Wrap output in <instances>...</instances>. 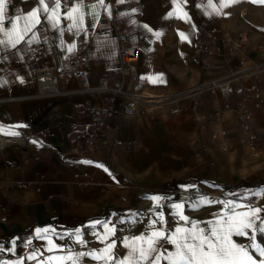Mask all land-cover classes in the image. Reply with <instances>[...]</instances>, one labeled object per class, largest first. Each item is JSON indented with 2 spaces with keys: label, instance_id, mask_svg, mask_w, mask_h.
<instances>
[{
  "label": "crops",
  "instance_id": "obj_1",
  "mask_svg": "<svg viewBox=\"0 0 264 264\" xmlns=\"http://www.w3.org/2000/svg\"><path fill=\"white\" fill-rule=\"evenodd\" d=\"M93 2L85 0L86 11ZM220 2L212 0L214 7H209L208 0H187L182 11L172 0H126L117 4L119 16L138 9L129 16H120L128 42L140 43V34L150 38L149 44H140L141 56L132 73L136 81L129 75L123 77L125 88H135L152 102L138 104L133 116L121 113V96L109 104L105 94L83 92L76 75L60 82L62 92L58 94L51 93L48 84L40 86L35 78L40 68L53 73L71 70L65 63L71 55L66 49L69 43H75L74 52H81L91 81L95 83L105 76L115 83L119 77L113 69L121 63L122 42L110 24L101 31H92L94 21L89 15L85 18L87 35L74 36L66 29L67 21H63L65 31L60 36L42 23L36 33L42 42L39 56L34 52L37 43H21L16 49L0 47V95L9 89L12 96L19 97L0 103V133L45 130L51 147L38 161L30 162L26 161L27 150L0 147V245L5 247L0 251V264H38V260L49 256L67 255L64 251H46L49 238L72 251L99 249L103 245L92 233H103L104 227L100 223L95 228L88 227L96 221L116 225L121 239L139 235L146 230L154 204L145 197L154 195L164 198L159 210L165 213L171 227H175V220L168 213L177 210L166 205L173 203L184 205L178 211L202 227L221 210L222 203L217 201L264 206V195L242 200L245 194L264 191V107L251 93L257 90L264 96V69L242 81L246 94L232 97L227 107L222 105L218 92L205 89L209 81L224 76L229 67L237 64L236 52H230L223 41L227 38L224 27L232 35L245 30L249 35L248 58L264 63V4L239 0L220 9L218 15ZM35 3L36 0H18L9 14L26 13ZM97 11L105 14L99 8ZM184 11L188 13L187 22L177 18ZM168 12L176 15L168 18ZM23 23L21 20L20 26ZM143 24L161 35L147 32ZM212 25L217 26V32L209 36L205 31ZM179 33H184L186 39ZM84 103L113 114L104 118L94 149L77 157L71 152L69 137L90 121L88 115L79 112ZM173 107L179 110L172 114ZM243 112L251 115L257 155L249 154V147L241 144L239 117ZM217 127L227 132L226 151L214 144L223 143L224 138L215 142L210 138V132ZM205 198L209 202L197 206V201ZM129 212L141 213L140 222L119 224L120 219H133ZM77 228L81 229L87 249L66 235ZM36 229L49 230L41 232L45 239L37 238ZM233 239L247 242L244 238ZM13 240L14 251H8L13 248ZM33 250L42 255L38 260L26 259ZM118 252L123 255L125 250L120 247ZM82 264L98 262L85 258Z\"/></svg>",
  "mask_w": 264,
  "mask_h": 264
},
{
  "label": "snow or ice",
  "instance_id": "obj_2",
  "mask_svg": "<svg viewBox=\"0 0 264 264\" xmlns=\"http://www.w3.org/2000/svg\"><path fill=\"white\" fill-rule=\"evenodd\" d=\"M126 0H115V3L122 5ZM239 0H221L216 14H221L220 9L227 8ZM252 3L264 4V0H251ZM173 4L181 11L187 5V0H172ZM11 0H0V47L5 49H16L21 43H27L29 46L38 43L37 30L42 23H47L50 28L63 36L65 27L62 22L67 21L66 29L74 36L81 34L87 35L88 28L85 26V18L91 16L94 23L93 28L101 23V13L97 9L103 10L108 19H111L113 13L112 5L106 0H94L87 5L85 0H36L35 6L26 13L10 15ZM199 8L200 5L196 4ZM208 6L214 7L212 0H208ZM138 11L133 8L131 12H121L120 16H129ZM176 15L175 12H168V18ZM179 19H185L187 22L188 13L183 12ZM24 23L20 26V21ZM133 24L136 21H132ZM143 28L153 33L157 37L161 35L148 24H143ZM181 38L186 39L184 33H179ZM27 38V39H26ZM64 44L63 39L60 41ZM76 48L75 43L67 45V52L72 54ZM22 82V81H21ZM15 134V133H14ZM33 143H36L33 141ZM85 163H90L85 161ZM105 172L109 170L103 165ZM110 174V173H109ZM264 195V191L245 194L242 200H247L249 196ZM154 202L153 209H150L151 216L148 219L146 230L139 235L125 236L122 239L117 237L116 225L110 221H96L88 227L95 228L97 223L104 227L103 233L92 235L103 245L99 249L85 251H72L64 245L55 244L48 239L49 247L46 251H64V256H49L46 260H38L42 255L39 250H33L26 259L38 260V264H82L85 258L98 262V264H264V206H254L241 201H217L222 203V208L214 214V219L207 222L203 227L193 220H189L179 209L184 205L173 203L166 205L177 211H170L168 215L174 217L175 227L168 224L165 213L160 211L159 202L164 199L160 196L145 197ZM205 199L198 200L197 206L202 203H208ZM195 210V208H194ZM133 217L131 220L120 219L119 224L138 223L141 213H128ZM181 221L189 227L181 225ZM48 229H36L38 239H45L41 232L47 233ZM80 248L87 249V242L82 238L83 234L80 228L66 233ZM115 237V238H113ZM233 237L244 238L246 243H238ZM64 239V236H59ZM14 251L16 241L11 242ZM31 244V240L28 241ZM171 246V248H169ZM122 247L125 252L120 255L118 248ZM0 251H5V247L0 245ZM6 264V262H3ZM19 264V261H17Z\"/></svg>",
  "mask_w": 264,
  "mask_h": 264
},
{
  "label": "built area",
  "instance_id": "obj_3",
  "mask_svg": "<svg viewBox=\"0 0 264 264\" xmlns=\"http://www.w3.org/2000/svg\"><path fill=\"white\" fill-rule=\"evenodd\" d=\"M107 3L112 5L113 16L108 19L106 14L100 15L101 23L97 27L90 29L92 31H101L104 26L110 24L115 31L116 38L119 42H122L120 47L121 63L118 67L113 69V74L119 77L115 83H110L109 79L105 76L100 77L95 83H93L89 77L87 70L84 67V62L80 51H75L65 59L66 65L71 70L63 73H53L50 69L40 68L35 71V78L40 86L45 84L49 85V91L53 94L61 93L60 82L66 81L73 75H76L81 84V90L90 94H105V100L109 104H113L117 96L124 98V102L121 106V113L126 116H133L137 113V105L140 103L151 104L150 97L144 96L135 88L127 89L124 86L123 77L129 75L133 81L136 78L132 76V73L136 70L137 62L141 56V45L149 44L150 38L147 35L140 34L139 42H128L127 33L122 25L120 16L118 14V6L115 3L106 0ZM18 5V0H11L10 12ZM224 33L227 35L223 41L230 52H236L237 64L228 68V72L219 78H215L209 81L205 87L206 90L211 92H218L221 97V103L227 107L230 104L232 97H239L246 94L245 87L242 81L247 77L257 76L263 69L264 63H256L251 61L246 54V47L249 40V35L245 30H238L235 35L231 34V30L227 27L223 28ZM209 36L217 32V26L212 25L205 31ZM42 42H38L34 48L35 55L42 54L41 49ZM211 52V50H208ZM23 54L26 55V50H23ZM11 75V73L9 74ZM252 96L259 100L260 104L264 107V96L261 97L257 90H253ZM19 99L11 95V91L8 89L6 94L0 95V103L14 101ZM179 110L178 107H173L170 112L176 113ZM79 112L82 115H88L90 121L79 126L74 130V135L69 137V143L71 144V152L77 157H82L85 153L94 149L97 138L100 134V129L103 126V120L105 117H109L113 114L111 110L103 107H93L89 103L80 105ZM251 115L248 112H243L240 117V128L242 131V137L240 138L242 144L245 143L252 151V154L257 155L255 151L254 141L256 133L252 129L250 123ZM227 132L225 128L217 127L210 132V138L215 142L220 137L224 138L223 143H214L219 145L221 150L226 151L228 149L225 137ZM35 141L36 143H33ZM13 146L27 150L29 156L26 161H38L46 149H51L48 144V134L45 130H39L33 132L28 130L26 134H1L0 133V147Z\"/></svg>",
  "mask_w": 264,
  "mask_h": 264
},
{
  "label": "rangeland",
  "instance_id": "obj_4",
  "mask_svg": "<svg viewBox=\"0 0 264 264\" xmlns=\"http://www.w3.org/2000/svg\"><path fill=\"white\" fill-rule=\"evenodd\" d=\"M154 99V98H153ZM242 144V143H241ZM242 145H245V143H243ZM247 146V145H246ZM249 149V148H248ZM249 151V154H251L252 153V151L249 149L248 150ZM256 151V150H255ZM257 152V151H256Z\"/></svg>",
  "mask_w": 264,
  "mask_h": 264
},
{
  "label": "bare ground",
  "instance_id": "obj_5",
  "mask_svg": "<svg viewBox=\"0 0 264 264\" xmlns=\"http://www.w3.org/2000/svg\"><path fill=\"white\" fill-rule=\"evenodd\" d=\"M201 89V88H200Z\"/></svg>",
  "mask_w": 264,
  "mask_h": 264
}]
</instances>
